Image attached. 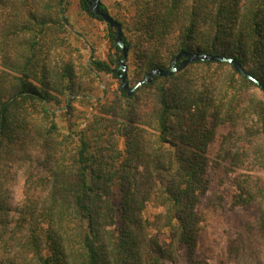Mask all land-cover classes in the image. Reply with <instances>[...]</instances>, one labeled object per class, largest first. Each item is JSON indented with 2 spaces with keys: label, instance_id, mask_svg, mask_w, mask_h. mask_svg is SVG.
<instances>
[{
  "label": "trees",
  "instance_id": "1",
  "mask_svg": "<svg viewBox=\"0 0 264 264\" xmlns=\"http://www.w3.org/2000/svg\"><path fill=\"white\" fill-rule=\"evenodd\" d=\"M127 1L131 14L112 18L129 89L182 51L232 58L258 84L229 63L203 61L129 95L116 75L114 29L106 25L108 60L85 65L63 16L68 0H0L8 69L0 74V264H207L196 255L204 223L196 209L208 188L207 150L223 127L232 129L220 145L232 203L258 209L254 231L230 237L227 254L264 264V96L253 92L264 95V0ZM99 73L118 87L93 102ZM246 116L251 124L239 125Z\"/></svg>",
  "mask_w": 264,
  "mask_h": 264
},
{
  "label": "rangeland",
  "instance_id": "2",
  "mask_svg": "<svg viewBox=\"0 0 264 264\" xmlns=\"http://www.w3.org/2000/svg\"><path fill=\"white\" fill-rule=\"evenodd\" d=\"M68 2V12L63 13V16H69L74 24L71 40L80 47L81 63L87 65L92 58L108 60L112 55V50L106 37V24L87 18L79 9L78 0H68ZM100 2L105 5L114 19L120 20L131 14L127 0H100ZM77 32L84 35L85 46L76 40ZM2 72H8V69L0 62V74ZM96 76L98 83L93 86V97H91L93 102L98 98H108L118 87V81L112 76L102 73ZM253 92L257 100L264 96L259 90L254 89ZM252 120V116H246L244 119H239L238 124L248 126ZM239 128L242 130V127ZM231 130L230 127L219 128L215 141L207 150L205 175L208 188L196 209L204 220L196 255L198 259L207 264H235L228 257L227 242L234 234H246L249 229L253 232L258 215L256 205L241 208L235 207L232 203L236 193L232 184L233 173L227 171L228 160L224 153H220L221 142L226 136L230 138ZM231 144L230 141L229 147ZM21 187L22 179H19L11 193V202L14 206L21 199Z\"/></svg>",
  "mask_w": 264,
  "mask_h": 264
},
{
  "label": "water",
  "instance_id": "3",
  "mask_svg": "<svg viewBox=\"0 0 264 264\" xmlns=\"http://www.w3.org/2000/svg\"><path fill=\"white\" fill-rule=\"evenodd\" d=\"M86 1L88 4V12L100 17L106 25H108L111 29L115 30V34H116L115 45L118 48H120L122 52V56H121V59L119 60L118 67L116 70V75L120 80V89L127 92V94L129 95H131L139 86L146 84L149 81V79L154 76L164 77L166 75H170L172 73L182 70L190 63L203 62V61L229 63L233 66L236 72L242 74L243 76H245L248 80L252 81L253 83L258 84V82L251 75L244 72L240 64L234 61L232 58H228V57H224L220 55L204 54V53H199V52L182 51L175 55V57L173 58L171 62L170 69L168 70L153 69L145 75L142 81L137 82L133 88L129 89L128 83L126 81V67H125L127 50L124 47V44L121 40L120 25L116 20L112 18V16L109 13L101 10L100 0H86ZM262 134L264 136V127L262 129Z\"/></svg>",
  "mask_w": 264,
  "mask_h": 264
}]
</instances>
